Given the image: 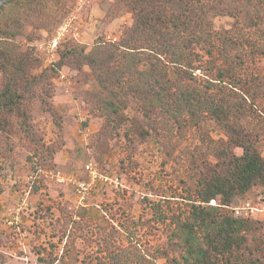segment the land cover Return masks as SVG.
I'll return each instance as SVG.
<instances>
[{"label":"rangeland","instance_id":"rangeland-1","mask_svg":"<svg viewBox=\"0 0 264 264\" xmlns=\"http://www.w3.org/2000/svg\"><path fill=\"white\" fill-rule=\"evenodd\" d=\"M144 4L0 3V48L15 61L0 69V264H183L180 225L194 206L222 204L199 201L202 183L224 174V154L239 157L240 140L264 160V0L192 6L214 32L211 55L203 34L183 26L186 8H168L187 70L166 65L155 40L114 51ZM66 20L74 24L55 56L37 53ZM98 48L115 59L103 55L96 71L88 60ZM262 196V185L233 196L219 219ZM194 235L208 264H264V211L227 253L209 229Z\"/></svg>","mask_w":264,"mask_h":264},{"label":"trees","instance_id":"trees-1","mask_svg":"<svg viewBox=\"0 0 264 264\" xmlns=\"http://www.w3.org/2000/svg\"><path fill=\"white\" fill-rule=\"evenodd\" d=\"M15 1L23 2V0ZM200 1L201 0H145V10L136 12L132 27L126 29L124 32L126 41L124 44L118 45L119 48L114 49V51H118L119 49L135 50L130 47L137 39L142 42H152L155 40L156 46L154 47L156 48L154 49H162L160 53H164V55L171 57L169 60L165 61L166 65H176L182 70L193 69L194 66L191 59H181L178 55L174 54L178 46L172 44L171 38L177 31L178 25L173 23L172 19L167 16L166 10L175 5H183L187 10L183 26L186 30L190 29V34H200V36L203 34V38H205L203 43H206L209 47L206 51L208 55H211L210 49L215 47L210 41L214 32L209 29L210 26L207 25L206 22H203L199 14L198 16L195 15V17L192 16L194 14L191 11L192 6ZM126 5L130 7L131 10H135L133 4L127 3ZM215 16L216 13L211 15V17ZM0 33L3 35L2 38L6 39L5 30H1ZM95 51L88 60L93 70L97 71L101 69L103 61L100 60V57L103 55L108 58L106 59L108 62L115 59V54L108 53L106 50L98 48ZM99 53L101 54L99 55ZM153 53L156 56L159 55L155 52ZM198 62H200V60ZM13 63H15V61H13L11 54L0 48V69L7 70ZM213 63L215 64V62ZM161 69L162 68L157 67L155 71L160 72ZM96 77L101 83V78H99L100 74H96ZM154 83L157 84V81ZM158 85H161V88L165 86L163 83H158ZM186 100L190 101L191 99L187 98ZM0 108H2L1 101ZM212 109L214 108H209L210 111H213ZM236 142V145L242 149V154L239 157L231 156L229 158L228 154H224V157L227 159L226 162L222 160L221 166L224 167V174L215 175L210 181H204L202 183L203 188L201 190L199 203L208 204L209 201L219 197L222 204H218L217 208H210L211 211L208 213L213 212L214 214H208L205 211L203 212V210L199 208L200 206H194L192 210L193 222L188 225L181 224L180 233L179 235L176 234L177 237H183L181 248L184 252L180 257L183 264H208L206 261L207 255L197 243L196 236L194 235V229L197 226L198 228L204 227L210 230L212 234L209 240L210 243L214 239L220 241L218 245L224 249V251L218 252L219 254L227 253L233 246L239 245L238 235L244 229V222L248 221V219L235 218L231 210V218L223 217L219 219L220 214L218 210L227 208L233 196L243 195L256 185L264 186V160L260 157L251 142L240 140ZM255 205L258 206L259 204L256 203Z\"/></svg>","mask_w":264,"mask_h":264},{"label":"built area","instance_id":"built-area-1","mask_svg":"<svg viewBox=\"0 0 264 264\" xmlns=\"http://www.w3.org/2000/svg\"><path fill=\"white\" fill-rule=\"evenodd\" d=\"M72 23V20H66L61 26L57 28L54 35L49 40H47L46 42L38 43L35 46V51L37 53L44 54L45 57H54L55 52L59 47L60 43L62 42L63 38L66 36V34L70 32L71 28L73 27ZM110 41L113 43L116 41V38H113ZM86 169L89 170L90 167L87 166ZM91 174H94L95 177L94 172ZM263 198L264 197L262 196V199ZM211 203L212 205H214L213 201H211ZM261 205L259 204L258 206H256L253 205L250 201H245L239 206L231 207L230 210L235 218L250 219L253 218L255 215L259 214L260 212L264 211V199Z\"/></svg>","mask_w":264,"mask_h":264},{"label":"water","instance_id":"water-1","mask_svg":"<svg viewBox=\"0 0 264 264\" xmlns=\"http://www.w3.org/2000/svg\"><path fill=\"white\" fill-rule=\"evenodd\" d=\"M3 1H5V0H0V3L3 2Z\"/></svg>","mask_w":264,"mask_h":264}]
</instances>
